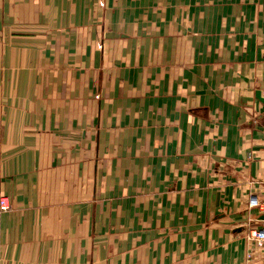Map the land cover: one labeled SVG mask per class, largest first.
Segmentation results:
<instances>
[{
    "label": "crops",
    "instance_id": "1",
    "mask_svg": "<svg viewBox=\"0 0 264 264\" xmlns=\"http://www.w3.org/2000/svg\"><path fill=\"white\" fill-rule=\"evenodd\" d=\"M257 91L264 0H0V264H264Z\"/></svg>",
    "mask_w": 264,
    "mask_h": 264
},
{
    "label": "built area",
    "instance_id": "2",
    "mask_svg": "<svg viewBox=\"0 0 264 264\" xmlns=\"http://www.w3.org/2000/svg\"><path fill=\"white\" fill-rule=\"evenodd\" d=\"M260 190L252 191L247 198L246 208L256 210L259 213V226L251 227L246 233V237L255 241L258 245H264V182L259 186ZM10 209V202L7 196H0V211Z\"/></svg>",
    "mask_w": 264,
    "mask_h": 264
},
{
    "label": "water",
    "instance_id": "3",
    "mask_svg": "<svg viewBox=\"0 0 264 264\" xmlns=\"http://www.w3.org/2000/svg\"><path fill=\"white\" fill-rule=\"evenodd\" d=\"M256 97L259 98L260 100H262L263 103H264V98L260 97V92L259 91L256 92Z\"/></svg>",
    "mask_w": 264,
    "mask_h": 264
},
{
    "label": "rangeland",
    "instance_id": "4",
    "mask_svg": "<svg viewBox=\"0 0 264 264\" xmlns=\"http://www.w3.org/2000/svg\"><path fill=\"white\" fill-rule=\"evenodd\" d=\"M99 5H102V6H103V3H101V2H100V4H99Z\"/></svg>",
    "mask_w": 264,
    "mask_h": 264
}]
</instances>
